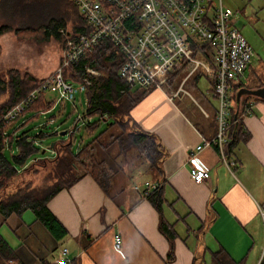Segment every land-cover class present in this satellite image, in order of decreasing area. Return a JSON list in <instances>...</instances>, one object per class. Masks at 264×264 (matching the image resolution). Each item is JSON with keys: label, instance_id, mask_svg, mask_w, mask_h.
<instances>
[{"label": "crops", "instance_id": "0c3cea01", "mask_svg": "<svg viewBox=\"0 0 264 264\" xmlns=\"http://www.w3.org/2000/svg\"><path fill=\"white\" fill-rule=\"evenodd\" d=\"M32 1L28 3L33 8L36 5L35 0ZM49 1L64 8L60 0H46ZM8 6L12 18L16 13L11 11L25 15L24 9L30 7L19 6L17 2ZM233 22L237 26L234 16ZM213 52L210 57L202 54L212 66ZM249 66L252 67V62ZM186 69L185 66L171 73L164 88L150 87L129 113L138 128L154 133L160 140L166 152L161 162L162 172L150 169L149 163L135 154L116 155L123 163L119 165L120 170L126 169L128 164L130 169L141 171L140 181H128L130 174L122 180L117 170L111 186L104 191L90 174H84L49 200V209L68 231L57 241L64 242L63 247L68 248L73 264H167L169 240L159 228L162 219L176 231L174 259L169 264H214L213 253L219 250L227 255L231 264L263 261L264 222L258 204L264 203V98L247 94L244 89L263 87L264 79L256 75L232 83L234 113L239 114L248 100L254 101L252 111L238 116L242 131L237 140L232 141L230 129L226 153L233 162L231 167L223 161L215 144L206 145L196 154L210 173V178L197 182L190 174L188 152L203 139L216 135L217 101L209 73L205 71L215 103L204 93L194 91V82L188 84L187 77H179ZM247 131L249 136L245 137ZM156 180L161 181L158 189L162 197L161 210L144 194L146 183ZM115 185L117 188L111 190ZM5 222L0 219V228ZM32 222L40 231H46L41 256H38L40 245L36 249L34 243L26 247L22 237L15 243L7 240L17 254L29 257V261H25L20 254L19 261L60 264L63 253L58 247V254L54 252L56 246L52 237H55L36 217ZM116 235H120V249L115 247ZM22 246L26 247L25 251Z\"/></svg>", "mask_w": 264, "mask_h": 264}, {"label": "trees", "instance_id": "16d2710c", "mask_svg": "<svg viewBox=\"0 0 264 264\" xmlns=\"http://www.w3.org/2000/svg\"><path fill=\"white\" fill-rule=\"evenodd\" d=\"M60 1L64 8L53 5L49 10L51 13L39 12V15L44 13L39 18V26L43 27L46 37L63 39L65 42L66 35L85 31L86 20L71 0ZM15 2L19 6L21 4L30 6L24 9L25 13L38 12L33 10L31 3H28L33 2L32 0H0V9L3 8L8 14V5ZM67 21L72 22L73 30L66 29ZM8 28L10 27L4 25L0 27V32ZM191 46L195 54H205L210 57L206 46H201L197 42L195 44L192 42ZM121 62L122 56L117 50L109 42L103 41L86 51L72 66L63 70L64 76L71 81L76 80L80 84H86L84 82L86 77L90 81L86 84L87 109L85 114L89 117L93 115L101 117L98 122L88 123V132H93L101 120H107V126L75 151L72 143L75 130L79 129L75 125L72 131H67V139L63 137L56 139L50 146L53 150L52 158H38L30 163L27 162L28 158L38 152L39 142L47 133L40 131L32 134L22 128L18 131L20 127L16 128V121L21 115L28 113L30 116L23 121L21 126L26 125L33 117L41 116L44 112L51 110L55 104L46 99V90H41L18 116L5 121L3 118L5 112L36 88L43 79H37L28 73L21 76L10 71L9 83L6 85L7 82L0 74V92L9 90L11 93L10 98L0 104V215L4 222L10 215H21L25 210L30 209L36 219L56 239L65 237L68 231L49 209V200L63 188L71 187L84 174H90L104 191H107L117 170L108 166L106 157L98 158L96 153L97 148L106 151L114 142L118 145L119 155L135 154L139 159L148 162L150 169L162 172L161 162L166 152L160 140L154 133L138 128L129 114L130 109L150 87L134 85L135 88H133L132 84L120 79L118 69ZM87 66L98 70L100 74L96 76L87 73ZM234 118L236 122L231 129L232 141L237 140L242 131V124L239 118L235 117V113ZM244 136H249V132L247 131ZM14 144L18 148V153L13 154V160H10L5 154V149H13ZM34 175H40V180L45 178L36 183ZM145 196L158 210H161L162 197L158 190L149 192ZM159 228L169 240L167 257V264H169L174 259L176 231L164 219L160 220ZM17 259L18 254L15 248L0 233V264H4L6 260L24 264ZM213 260L214 264H231L222 250L213 253ZM261 264H264V257Z\"/></svg>", "mask_w": 264, "mask_h": 264}, {"label": "built area", "instance_id": "2783aa9c", "mask_svg": "<svg viewBox=\"0 0 264 264\" xmlns=\"http://www.w3.org/2000/svg\"><path fill=\"white\" fill-rule=\"evenodd\" d=\"M71 1L86 20L85 31L66 35L56 70L9 108L3 115L4 120L18 116L41 90L58 92V99L67 96L73 90V81L64 76L63 70L98 43L107 41L122 56L119 78L135 86L164 88L169 75L185 66L189 74L199 66L209 73L217 101L218 131L213 138L203 139L190 148V174L197 182L210 178L209 169L196 157L210 144L217 145L223 161L231 167L233 162L226 153L230 129L236 122L231 86L245 76L254 56L252 45L233 22V10L222 0L213 7L211 0ZM192 42L213 48L214 66L196 58ZM86 72L99 74L88 66ZM84 82L90 81L86 77ZM253 105L254 101H246L237 117L250 113ZM160 185V180L147 182L144 194L158 190ZM258 211L264 222V203L258 204ZM114 243L120 249V235H116ZM62 253L60 264H73L67 247L62 248Z\"/></svg>", "mask_w": 264, "mask_h": 264}, {"label": "rangeland", "instance_id": "374dc122", "mask_svg": "<svg viewBox=\"0 0 264 264\" xmlns=\"http://www.w3.org/2000/svg\"><path fill=\"white\" fill-rule=\"evenodd\" d=\"M219 1L220 0H211V6L218 5ZM222 2L226 7L233 10L235 14L234 18L238 20L237 26L242 30V33L254 49L252 67L249 66L250 68L246 71L244 78L246 79L248 76L254 77L258 75L260 78L264 79V0H222ZM34 4L36 6L33 7V10H37L38 12L29 11L23 15L21 11H11L16 13L15 16L13 15L14 18L10 17L9 13L7 14L3 8L0 9V27H3L4 25L10 27L0 32V74L5 82H7L6 85L9 83L10 71L20 74L21 76L28 73L37 79H43L53 74L60 62L62 47L64 46L63 39L59 40L54 37H46L43 27L39 26V18L42 17L44 13H51L49 10H51L53 3L50 1L46 2V0H35ZM38 7H42L43 9L39 10ZM40 11H43L44 13L39 15ZM74 18L76 17L74 16ZM66 29L69 31L73 30L72 23L67 21ZM212 50L213 48L211 47L207 48L209 54ZM195 56L198 59L207 60L202 54H195ZM179 77H187L188 84L194 82V88L196 87L194 91L197 93H204V95L215 103L211 98L208 76L202 66H199L191 74H189V69H186ZM72 84L73 90L61 99H58V92L46 90V99L53 101L55 104L51 110L44 112L41 116L33 117L23 126H21L23 121L30 115L25 113L17 119L16 128L20 127L18 131L22 128L27 129V131L32 134L39 133L40 131L47 133L42 136L41 142H39L38 152H35L28 158V163L38 158H52L53 150L50 146H52L56 139L62 137L67 139V133L62 134L61 132L72 131L75 125L79 127V129L75 130L72 143V148L75 151L78 150L80 145L91 140L107 126V120H101L93 132H88V123L98 122L101 116L93 115L92 117H89L85 114L87 109L86 85L80 84L76 80L73 81ZM191 92L197 100L196 92L193 93V90ZM10 96L11 93L9 90L1 91L0 104L8 100ZM43 150H45V152H43ZM97 150V157H106L108 166L112 167L113 170L120 171L119 175L122 180L125 176L130 174L128 175V181L130 179H134L133 181L135 182H138V180L140 181L142 177L140 174L142 173L138 169H130L131 167H128V164H126L127 168L120 170L119 165L122 166L123 163L120 162L121 158L117 159L116 155L118 154L119 149L116 142L112 143L106 151L102 148H97ZM17 153L18 148L16 144L13 145V149H5V154L10 160H13V154ZM113 158H116L117 160H112ZM40 175H34L36 176L34 182H41L45 178L43 177L40 180ZM115 188H117V185L113 186L111 190H114ZM25 212L26 213L23 216L12 214L7 217V221L1 225L0 232L10 243H15L18 237H22L24 243L27 244L26 247H29L31 243H34V249H36L40 245L38 256H41L40 249L41 245L43 246L42 242L45 240L44 232L46 231H40L38 226L33 225L32 221L35 216L32 210L28 209ZM1 218L2 215H0V219ZM30 218L32 221L30 220L31 222H28ZM52 240L56 246L54 252L58 254L59 249L63 248L64 242L57 241V239L53 237ZM26 247L22 246V250L25 251ZM20 254L18 255L17 260L20 259ZM21 257L25 261H29L28 256L21 254ZM17 262L6 260L4 261V264H17Z\"/></svg>", "mask_w": 264, "mask_h": 264}, {"label": "water", "instance_id": "95a60500", "mask_svg": "<svg viewBox=\"0 0 264 264\" xmlns=\"http://www.w3.org/2000/svg\"><path fill=\"white\" fill-rule=\"evenodd\" d=\"M244 92L247 94L257 95L262 98H264V86L259 87L257 89H244ZM238 114H235V117H237ZM62 134H66L67 131L61 132ZM44 151V150H43Z\"/></svg>", "mask_w": 264, "mask_h": 264}]
</instances>
